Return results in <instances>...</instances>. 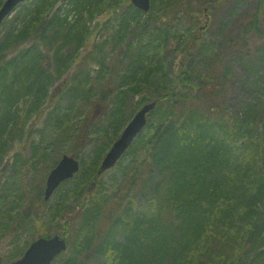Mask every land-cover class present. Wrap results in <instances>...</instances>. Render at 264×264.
Wrapping results in <instances>:
<instances>
[{
	"label": "trees",
	"instance_id": "16d2710c",
	"mask_svg": "<svg viewBox=\"0 0 264 264\" xmlns=\"http://www.w3.org/2000/svg\"><path fill=\"white\" fill-rule=\"evenodd\" d=\"M225 1L202 0L200 8L210 11ZM55 2L29 0L17 6L10 21H4L5 32L0 36V165L13 140L25 144L46 107H52L48 116L55 118L57 134L65 138L70 135L68 150L78 156L90 117L73 129L70 117L62 116L54 82L63 80L84 46L91 51L82 64L94 62L98 66L96 76L89 71L83 74L87 84L99 82L104 69L110 78L112 67L105 58L110 40L111 51L122 47L123 62L129 59L121 74L122 88L117 90L118 104L110 114L122 110L129 95L140 97L136 108L157 101L144 131L112 169L109 190L102 184L90 190L105 150V143L97 144L70 189V197H88L80 213L77 210L65 216L68 197L52 204V218H62L75 228L70 238L71 252L59 264H83L90 251L103 258L102 264H264V258L254 256L264 246V217H258L264 206V0H256L253 9L240 13L230 30L219 31L215 38L205 41L198 30L185 37L183 57L177 65L179 77L170 78L164 71L153 92L145 90L154 71L163 65L148 51L164 47L170 32L166 27L148 29L152 12L145 18L129 0H70L72 13L68 8L54 9ZM161 4L162 14L169 16L175 10L171 0H161ZM106 6L122 8L115 19H119L118 27L114 28V20H109V28L115 29L110 40L100 44L87 41L92 32L88 21ZM49 9L50 17L46 15ZM199 12L203 13L201 9ZM41 45L55 49L50 62ZM194 50L199 55L198 63L189 67ZM236 54L252 63L245 66L248 97L239 110L230 114L228 69L221 59ZM115 57L116 53L112 55ZM75 87L69 88L70 95L82 94ZM101 87L100 97L106 105L113 88ZM85 103L87 108L92 106L89 101ZM129 110L132 113L133 109ZM124 115L125 109L121 120L110 119L109 126L121 123ZM57 140L55 136L53 142ZM49 144L33 148L36 162H46L42 165L43 175L59 159V154L52 155ZM18 156L11 164L14 173L22 168ZM142 164L146 166L144 176H138ZM70 182H63L59 189ZM36 189L35 198L21 212L13 210L19 203L17 196L14 206L3 210L8 194H0V235L10 229L14 217L22 223L30 211L40 220L48 212L40 183ZM242 229H246L244 243L251 245L243 257L238 256L235 238L229 235L239 234ZM22 247L21 252L26 245L16 247L15 253Z\"/></svg>",
	"mask_w": 264,
	"mask_h": 264
},
{
	"label": "rangeland",
	"instance_id": "374dc122",
	"mask_svg": "<svg viewBox=\"0 0 264 264\" xmlns=\"http://www.w3.org/2000/svg\"><path fill=\"white\" fill-rule=\"evenodd\" d=\"M69 2L70 0H56L53 8H68L72 13L71 4H68ZM200 2H202V0H171V3L173 4L172 10L173 6H175V10L171 15L167 16L164 14V12L162 14L161 0H153V3L151 0V8L148 12L144 13V17L146 18V14H149V12H152L154 15L150 18V20H148V24L146 26L149 30L154 28L155 31H158L159 28L166 27L170 32V36L168 42L164 44V47H160L159 51L152 49L148 51L154 54L155 59L161 61L163 67L162 69H157L154 71L153 79L150 81L152 84L149 83L145 92L154 91V84L156 81L162 79L164 71L167 72V75L170 78L179 77L177 65L179 64L180 59L183 57L182 47L183 43L186 41L185 37H189V34L198 30L199 32L197 33H200L203 37V40L205 41L207 38H215L217 37L219 31L226 32L228 29L230 30L232 24L236 21V18L239 17L240 13L247 12L253 9L256 5V0H226L217 8H213L210 11H204L202 6V8H200V5H202ZM177 5H185V7L180 8ZM198 9H201L203 13H198ZM121 10L122 8L106 6L101 13H98L96 16H94V18L88 21L89 28L92 32L88 33L87 41L91 39V41L94 40L95 43L100 44L103 40H110V33H113L115 29L112 27L109 28V20H114V28H117L119 19H115L117 18V15L120 14ZM51 13L52 10L49 9L46 15L50 17ZM189 13L190 16H188ZM13 16L14 12L8 17V21H10ZM196 16L197 22L193 23V20ZM231 18L232 21H230ZM5 26V23L0 25V36L5 32ZM136 34L139 35L140 30L136 29ZM59 40H61V38H59ZM177 41L180 43V46H178ZM251 41H254V39L251 38ZM111 46L112 41L110 40L105 48V52L107 54L105 58L107 65L110 64L112 67L111 72L114 75L110 72L109 79L107 76L108 74L105 71L106 69H104V72L100 74L101 77L99 78V82L96 81L91 84L85 83V77L83 74L86 71H89L91 75L96 76L97 74L95 73V70L98 68L97 64L94 62L93 64H82V62L85 60V55L90 56L91 49L87 45V48L86 46L82 47L75 60L71 62V65L63 75V80L61 79L60 81L54 82V85H56L54 86L56 87V93H59V97L56 100L60 99L61 101L62 116L70 117V122L73 123V129L75 128L76 124L81 122L82 119L84 120L85 117H90V120H86L89 131H87V133L82 138L80 149L78 148L79 151L76 152L78 153V158L80 159L82 166L84 165V161L87 162L89 160L93 154L94 147L97 144L100 146L101 144L105 143V150L102 154L103 157L106 150L108 149L107 147H110L111 143L118 137L121 130L127 123V117L133 114L139 108V106L136 108V105L140 100V97L138 95H129L125 98L126 105L123 106L122 110L110 114L118 104L120 93L117 90L122 88V83H120L121 74L125 71L124 68L126 69L128 66L127 63L129 61L127 58L123 62V53L121 52L122 47H120V49H113L111 51ZM54 50L55 49L42 46V53L47 55V58L45 56L43 57H45V59L50 62L54 55ZM114 53H116L118 57L112 58ZM198 57L199 55L195 50L191 52L190 61L188 62L189 67H192L198 63ZM226 57L227 56H223L221 61H223L222 65L225 63L228 69V76L226 79V93L227 100L230 103L229 113L233 114L235 111L239 110V107L243 104L242 102H244L248 97L246 93V85L248 83L245 82L247 78L245 66L247 64H251L252 62L246 57H240V55L237 54L229 56L228 58ZM120 59H122L121 62ZM53 65L54 62L50 63L51 69ZM72 85H76L75 89H80V92L83 95L77 94L71 96L69 88H71ZM101 85H103L104 88H113L109 97L105 99L106 101L108 100L106 105H103V99L100 97L99 91L102 89ZM56 100L55 103L58 102ZM88 101V104H90V102L92 103L90 108H87L85 103ZM67 103H71V105L68 106L66 105ZM129 108L133 109L132 113L130 112ZM124 109L125 115L122 122L118 125L115 123L113 127L112 125L109 126L110 119L113 122L121 120L120 116H122ZM51 110L52 107H46L44 109L38 121L34 123L32 132L30 133L31 135L29 138L25 139V144L23 146H21V142L18 139H15L6 152L4 160L0 165V194L1 196L8 194L3 206V210L14 206V200H17V196L19 203L18 206H14L13 210L17 209L18 212H21L26 207L28 202L35 198L37 191L36 187L38 186V183H40V188L43 190L46 174L43 175L44 170L42 165L46 164V162H36V159L33 157L34 155L32 156L33 148L36 147L37 144L46 145L50 142L49 145L52 146L53 156L59 154L60 157L63 153H72L68 150V145L71 143V137L68 135L65 138L64 136L57 134L59 127H57L56 120L55 118L48 116ZM64 112H67L68 114L64 115ZM87 114L89 116H86ZM34 118L35 115L32 117V119ZM67 132L69 131L67 130ZM55 136H57L59 140L53 142V138ZM108 141H110V143H107ZM17 153L19 155L18 160L23 162L20 173H14L11 168V164L15 162L14 156ZM102 157H100V159ZM142 158L143 156L141 157V160ZM145 167L146 166L142 164L138 168V176H144V171L142 170ZM81 169L82 167H80V171ZM113 173L114 170L111 169L103 173L96 180L97 184H102L108 189V187L112 186L109 184L112 182L111 179L113 177ZM76 179L77 177H73L72 182L68 183L63 188L57 189L46 201V211L48 212L43 215L41 220L34 217L31 213L32 211L23 217L24 222L22 223H19L17 217H14L10 224V229L0 235V257L3 263L10 262L21 257V250L23 247L20 248V253L18 252L19 254L15 253V248L22 246L23 243L27 246L30 241H32L38 235H42L43 233H47L49 235L64 234L65 236H67L68 233L69 236L67 250L60 255L56 263L54 262L52 264H59V260L71 252L72 240L70 238H72L73 234H75V228L73 224L67 225L62 218L58 217V220H54V217L52 218L53 213L50 210L52 204H55L56 200H62L61 197L69 198L67 203L68 212L65 213V216L70 215L72 210L76 211L77 207L85 206L88 197L86 199H84V197L82 198L81 196L70 197V189L73 187ZM65 192H68V194ZM139 205L143 206V202L139 201ZM259 210H261V212H259L258 217H264V212L262 211L264 210V206ZM5 218L7 219V216ZM30 219L32 220L30 221ZM18 223L20 225H18ZM15 226H17L16 230L13 231ZM245 230L246 229H242V232L239 234H229L235 238L234 242H236L235 245L237 247L238 256L241 254L242 257L243 253L251 247L250 242L246 241V244L244 243ZM263 251L264 246L261 247V249L259 248L257 251L258 253H256L254 256H256L257 259L264 258ZM102 261L103 258H100L93 251H90V253L84 259L83 264H102Z\"/></svg>",
	"mask_w": 264,
	"mask_h": 264
},
{
	"label": "water",
	"instance_id": "95a60500",
	"mask_svg": "<svg viewBox=\"0 0 264 264\" xmlns=\"http://www.w3.org/2000/svg\"><path fill=\"white\" fill-rule=\"evenodd\" d=\"M24 0H4L0 6V22L11 12V10ZM137 8L147 11L150 7V0H130ZM156 101L145 103L133 115L126 124L119 137L102 159L97 169L101 174L105 169L112 167L128 148L134 137L146 124L147 114L155 107ZM79 168L78 160L68 154H63L57 164L49 171L44 188V199H48L59 184L74 175ZM66 248L64 238L58 235L52 237H38L25 249L23 255L15 261L6 264H50L51 260ZM1 264V263H0Z\"/></svg>",
	"mask_w": 264,
	"mask_h": 264
}]
</instances>
